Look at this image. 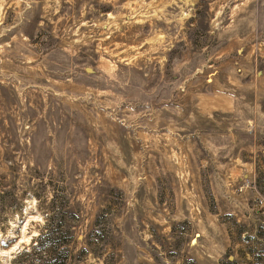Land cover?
<instances>
[{"label": "rangeland", "instance_id": "1", "mask_svg": "<svg viewBox=\"0 0 264 264\" xmlns=\"http://www.w3.org/2000/svg\"><path fill=\"white\" fill-rule=\"evenodd\" d=\"M0 264H264V0H0Z\"/></svg>", "mask_w": 264, "mask_h": 264}]
</instances>
